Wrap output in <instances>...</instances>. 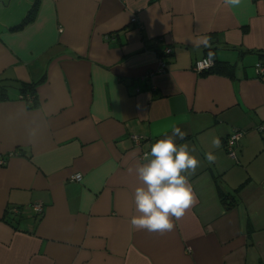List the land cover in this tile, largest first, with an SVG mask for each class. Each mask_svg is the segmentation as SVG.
<instances>
[{
	"label": "crops",
	"instance_id": "0c3cea01",
	"mask_svg": "<svg viewBox=\"0 0 264 264\" xmlns=\"http://www.w3.org/2000/svg\"><path fill=\"white\" fill-rule=\"evenodd\" d=\"M30 2L0 0V78H41L35 107L15 86L0 99V264H264V0H40L7 29ZM202 35L228 67L191 69ZM173 125L200 160L197 203L171 232L133 230L128 168ZM234 128L233 158L222 141ZM12 205L14 226L2 219Z\"/></svg>",
	"mask_w": 264,
	"mask_h": 264
},
{
	"label": "clouds",
	"instance_id": "9594fccd",
	"mask_svg": "<svg viewBox=\"0 0 264 264\" xmlns=\"http://www.w3.org/2000/svg\"><path fill=\"white\" fill-rule=\"evenodd\" d=\"M224 4L235 8L241 6L242 0H224ZM189 41L196 48H211V37L208 35L190 38ZM213 58L214 53L209 51L204 66H212ZM27 135L30 140L39 136L32 127H27ZM185 135L180 127L173 125L171 135L165 133L157 139L151 144L150 151L144 152L135 166L128 168V173L135 174L138 181L133 195L137 214L130 218L131 229L158 234L171 232L175 222L197 203L189 177L200 166V160L192 154L194 148L176 143V138L183 140ZM212 145L219 148L220 139L213 138ZM205 159L212 164L216 156L207 152Z\"/></svg>",
	"mask_w": 264,
	"mask_h": 264
},
{
	"label": "trees",
	"instance_id": "16d2710c",
	"mask_svg": "<svg viewBox=\"0 0 264 264\" xmlns=\"http://www.w3.org/2000/svg\"><path fill=\"white\" fill-rule=\"evenodd\" d=\"M39 1L40 0H32L30 2L29 6L27 7V9L25 10V13L21 16V18L17 22L9 25L7 29L16 30V29L21 28L24 24L30 22L34 18V15H35L37 8H38V5H39ZM205 50H206V54H208L210 51V48H207ZM220 66L221 67H228L229 64L227 65L224 63V64L218 65L217 61L215 59H213L212 66H210L207 69H204L200 72L217 71V69H219ZM40 80H41V78H38V79L32 80V81H23V80L16 79L14 77L6 78V79L0 78V99H5L7 97L6 89L8 86L13 85V86L17 87V90L20 94V97H22L24 100L25 107H27V108L35 107L38 103V100H37V97L35 94V86ZM227 196H229V195H222L220 198L221 202L224 205V208H227L229 206V204L231 203V200H229L227 202V200H226ZM30 204L28 206L33 211V213H34L33 215L36 217L39 216L41 213L36 214L34 212V210L31 208ZM13 207H16L15 211L12 210ZM19 211H20V207L17 205L16 206L12 205L11 207H5L2 219L5 222L14 226V223L17 222V216L19 215L18 214Z\"/></svg>",
	"mask_w": 264,
	"mask_h": 264
},
{
	"label": "built area",
	"instance_id": "2783aa9c",
	"mask_svg": "<svg viewBox=\"0 0 264 264\" xmlns=\"http://www.w3.org/2000/svg\"><path fill=\"white\" fill-rule=\"evenodd\" d=\"M131 19L135 20V17L133 16ZM169 50H170V48L168 46H165L162 49V52L168 53ZM207 58H208V54H205V55H202V56L194 59V61L191 64V69L195 72H200L204 69H207L208 67L204 66V61L207 60ZM163 65H164V61L162 60L161 56L159 55V65L156 68V70H160L163 67ZM254 66H255L254 68H255V72L257 75L264 74V64L262 62L257 61V62H255ZM241 134H242V130L234 128L224 137L223 146H224L226 154H228L230 157H233V158L235 157L236 141ZM131 139H132L134 144H139V141H140L139 135L132 133ZM143 153L141 155H143ZM4 162H5V159L0 157V164H3ZM68 179L78 180V179H80V173L79 172H73L68 176ZM30 205L36 214L42 213L43 204L41 202H39V201L32 202ZM12 210L15 211L16 207H13Z\"/></svg>",
	"mask_w": 264,
	"mask_h": 264
},
{
	"label": "rangeland",
	"instance_id": "374dc122",
	"mask_svg": "<svg viewBox=\"0 0 264 264\" xmlns=\"http://www.w3.org/2000/svg\"><path fill=\"white\" fill-rule=\"evenodd\" d=\"M31 1H32V0H31ZM27 7H28V5H27ZM27 7H26V9H27ZM2 11H3V9L0 7V19L2 18V15H3V14H2ZM24 12H25V11H24ZM0 22H1V20H0ZM11 87H14V86L11 85L10 88H11ZM223 140H224V138H223ZM222 142H223V141H222ZM227 155H228V154H227ZM228 156H229V155H228Z\"/></svg>",
	"mask_w": 264,
	"mask_h": 264
}]
</instances>
